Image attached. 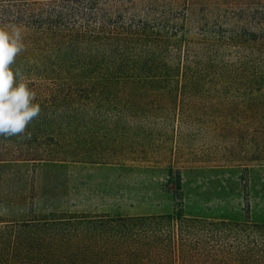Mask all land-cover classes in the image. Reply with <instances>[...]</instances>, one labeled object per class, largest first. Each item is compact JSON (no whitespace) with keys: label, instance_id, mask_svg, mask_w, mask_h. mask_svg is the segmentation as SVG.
Here are the masks:
<instances>
[{"label":"trees","instance_id":"1","mask_svg":"<svg viewBox=\"0 0 264 264\" xmlns=\"http://www.w3.org/2000/svg\"><path fill=\"white\" fill-rule=\"evenodd\" d=\"M12 27L36 60L32 74L13 71L41 109L25 132L32 147L15 160L77 156L63 133L79 136L109 105L114 121L145 123L153 115L141 104L158 92L171 94L181 121L254 120L264 143V0H0V28ZM48 147L59 155L50 159ZM261 150L252 160L264 161ZM176 215L174 225L173 215L0 218V264H264V223Z\"/></svg>","mask_w":264,"mask_h":264},{"label":"rangeland","instance_id":"2","mask_svg":"<svg viewBox=\"0 0 264 264\" xmlns=\"http://www.w3.org/2000/svg\"><path fill=\"white\" fill-rule=\"evenodd\" d=\"M35 63L34 50L27 46L11 68L32 74ZM207 95H213L212 91ZM170 96L158 92L155 101L145 100L141 105L153 116L140 125L123 118L114 121L110 105L99 109L103 117L84 124L79 136H73L71 129L70 136L63 133L67 140L60 143L77 155L64 162L13 158L32 147L25 137L31 125L23 134L0 136V153L5 159L0 161V218L72 214L63 211L162 213L175 216L174 225L182 220L176 215L179 208L186 218L239 222L247 215L252 222L264 223V161L252 160L260 158L264 144L259 123L242 118L236 124L209 116L181 121L167 102ZM194 105L202 111L209 109L207 103L189 106ZM178 108L182 109L177 107V112ZM236 127L241 129L239 138L227 131ZM74 138L77 143L67 144ZM45 152L50 159L59 155L55 148ZM76 161L86 165L77 166L83 164ZM177 264L192 263L179 256Z\"/></svg>","mask_w":264,"mask_h":264},{"label":"clouds","instance_id":"3","mask_svg":"<svg viewBox=\"0 0 264 264\" xmlns=\"http://www.w3.org/2000/svg\"><path fill=\"white\" fill-rule=\"evenodd\" d=\"M23 50L18 29L0 28V136L23 134L41 111L40 105L33 102V91L19 79L20 73L11 68L14 58Z\"/></svg>","mask_w":264,"mask_h":264},{"label":"crops","instance_id":"4","mask_svg":"<svg viewBox=\"0 0 264 264\" xmlns=\"http://www.w3.org/2000/svg\"><path fill=\"white\" fill-rule=\"evenodd\" d=\"M77 166H84V165H77ZM63 213H73L71 211H63ZM73 214H80L78 213H73ZM87 215H100V214H105L110 218L118 219V218H136V217H158V216H168L166 214L162 213H151V214H137V213H128V214H123V213H114V214H108V213H83Z\"/></svg>","mask_w":264,"mask_h":264}]
</instances>
